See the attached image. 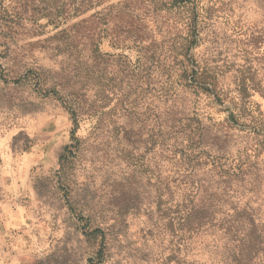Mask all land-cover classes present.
I'll return each mask as SVG.
<instances>
[{
	"label": "rangeland",
	"instance_id": "rangeland-1",
	"mask_svg": "<svg viewBox=\"0 0 264 264\" xmlns=\"http://www.w3.org/2000/svg\"><path fill=\"white\" fill-rule=\"evenodd\" d=\"M0 264H264V0H0Z\"/></svg>",
	"mask_w": 264,
	"mask_h": 264
},
{
	"label": "trees",
	"instance_id": "trees-1",
	"mask_svg": "<svg viewBox=\"0 0 264 264\" xmlns=\"http://www.w3.org/2000/svg\"><path fill=\"white\" fill-rule=\"evenodd\" d=\"M193 72H194V74L196 75V74H198L199 71L193 70ZM200 78H202V79L205 78V72H204V71H202V72L200 73ZM73 132H74V131H73ZM76 139H77V137H76Z\"/></svg>",
	"mask_w": 264,
	"mask_h": 264
}]
</instances>
